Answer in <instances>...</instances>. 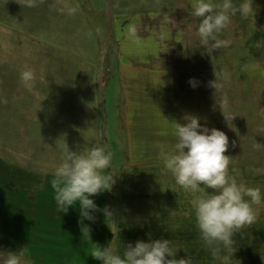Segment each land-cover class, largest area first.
Listing matches in <instances>:
<instances>
[{"label": "rangeland", "instance_id": "1", "mask_svg": "<svg viewBox=\"0 0 264 264\" xmlns=\"http://www.w3.org/2000/svg\"><path fill=\"white\" fill-rule=\"evenodd\" d=\"M64 3L78 11L67 15ZM37 4L0 0V162L14 174L0 184V251L5 244L17 247L7 234L28 231L17 221L20 191L44 182L62 147L78 151L101 135L99 142L115 152L112 211L120 223L113 222L109 244L119 243L125 230V247L137 241L132 236L147 241L151 234L170 239L178 259L221 264L200 237L193 195L175 183L157 154L173 142L166 134L172 121L198 115L228 135L231 174L264 190V0H254L255 17L233 18L224 33L231 46L212 54L194 35L191 0H57L52 30L34 26ZM26 67L36 71V94L20 80ZM193 77L196 87L189 84ZM222 104L234 117L232 127ZM254 207L256 222L243 229L250 240L261 239L259 254L254 260L234 252L231 264H264V203ZM191 236L197 241L190 246ZM237 248L234 241L232 251ZM42 257L71 264L66 258L72 256Z\"/></svg>", "mask_w": 264, "mask_h": 264}, {"label": "clouds", "instance_id": "2", "mask_svg": "<svg viewBox=\"0 0 264 264\" xmlns=\"http://www.w3.org/2000/svg\"><path fill=\"white\" fill-rule=\"evenodd\" d=\"M37 2L26 0V6L34 7ZM61 11L74 15L78 6L64 3ZM255 12L254 0H239L238 3L237 0H191V17L198 20L194 35L209 54L228 48L232 40L224 33L230 32L233 18L239 14L250 19L255 17ZM163 73L159 74L160 84H164ZM20 80L24 88L36 94L34 68L26 67L20 73ZM189 84L196 87V78H190ZM227 103L225 98L223 104ZM223 104L220 105L223 115L232 127L234 117L225 113ZM183 120L184 123L172 121L166 134L171 135L173 142L161 145L157 158L174 177L175 183L193 195L191 204L195 224L204 244L221 264H231L234 236L256 222L254 206L264 203V190L250 187L231 174L230 155L226 154L229 137L225 131L209 128L195 114H187ZM114 158L115 152L99 141L78 151L71 150L69 145L62 147L59 163L51 171L56 211L66 213L78 205L82 220L94 221L93 212L98 210V205L92 197L112 190ZM103 211L106 220L120 223L114 219L115 214L108 206ZM82 230L84 236L90 237V227L84 226ZM96 245L91 256L103 264H192L189 256L177 258V249L170 239H152L151 234L147 241L129 242L126 247L113 240L106 247ZM0 264H30V258L25 249L0 251Z\"/></svg>", "mask_w": 264, "mask_h": 264}, {"label": "crops", "instance_id": "3", "mask_svg": "<svg viewBox=\"0 0 264 264\" xmlns=\"http://www.w3.org/2000/svg\"><path fill=\"white\" fill-rule=\"evenodd\" d=\"M45 1L47 0H38L39 15L34 20V26H51L50 30H52V26H58L57 0H49V5H45ZM42 15H45L44 20ZM0 26L5 25L0 23ZM55 37L50 34L51 40ZM98 131H100V125ZM100 137L101 135L95 136L96 141H99ZM129 148L132 156L133 148L131 146ZM51 171L38 188L32 191L25 189L18 194L20 198L17 203V221L25 224L28 231L25 234L12 236L10 233L7 234L4 238L17 239V247L5 244L3 252H18L25 249L30 258V264L61 263L52 257H42L46 252L56 256L60 261L64 256H72L73 259L66 258L71 264H100V260L93 258L91 252L97 247L96 243L105 247L109 244L113 221L106 220L103 209L108 206L112 210L111 191L106 190L92 197L98 205V210L93 212L94 221L82 220L78 205L69 208L66 213H58L55 207L54 190L51 186L53 178ZM84 226L90 227V237L84 236L82 230Z\"/></svg>", "mask_w": 264, "mask_h": 264}, {"label": "trees", "instance_id": "4", "mask_svg": "<svg viewBox=\"0 0 264 264\" xmlns=\"http://www.w3.org/2000/svg\"><path fill=\"white\" fill-rule=\"evenodd\" d=\"M12 174H8L5 172V170L2 169V163L0 162V184L2 183V181H4L7 177L11 178L14 177V174L11 176ZM162 230H164L162 228ZM129 231H133L132 229H130ZM124 233H121V241H123L124 237L126 236V230L123 231ZM146 232V231H145ZM142 233V232H141ZM155 233V232H152ZM134 239L137 240H141L144 237H148V236H132ZM262 239H264V234H262ZM197 241V238L195 236H191L188 238V240L186 241V244L188 245V243L191 245H193V242ZM234 241L236 242L237 245V249L233 250V252H235V255H238V257H242L244 256V254H249L250 257L254 260H256L259 251H258V246L261 243V239L259 238V236H255L254 239L250 240L249 238V234H246V231L244 229H241L239 232H237L234 236ZM251 241V244H250ZM123 243V242H122ZM250 244V245H249Z\"/></svg>", "mask_w": 264, "mask_h": 264}]
</instances>
